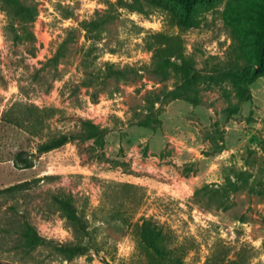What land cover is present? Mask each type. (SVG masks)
I'll return each mask as SVG.
<instances>
[{
	"label": "rangeland",
	"instance_id": "rangeland-1",
	"mask_svg": "<svg viewBox=\"0 0 264 264\" xmlns=\"http://www.w3.org/2000/svg\"><path fill=\"white\" fill-rule=\"evenodd\" d=\"M19 1L36 11L26 30L0 0V189L31 183L0 194V263L264 264V70L255 48L264 0L119 9L98 49L82 47V35L55 61L67 30L117 0ZM107 63L137 76L105 81ZM184 81L194 100L162 101L161 90ZM148 116L153 124L140 126ZM78 119L106 135L33 156L29 169L14 165L16 153L35 155ZM53 196L73 200L82 238ZM145 219L162 230L170 258L140 242ZM24 222L44 240L32 250ZM75 244L87 251L69 260L60 247Z\"/></svg>",
	"mask_w": 264,
	"mask_h": 264
},
{
	"label": "trees",
	"instance_id": "trees-1",
	"mask_svg": "<svg viewBox=\"0 0 264 264\" xmlns=\"http://www.w3.org/2000/svg\"><path fill=\"white\" fill-rule=\"evenodd\" d=\"M156 1V0H117L114 3L108 2L106 9L95 11L93 18L90 20H84L79 22L77 28L69 29L66 31V36L57 46V51L54 56V61L57 57L62 56V53L67 49H70L74 45H77L79 37L82 36L84 43L82 47L86 49H98L97 44L100 43L102 39L101 32L106 28L115 18L116 12L119 9H124L128 12L142 13L144 12L143 3ZM165 1V8L170 5L167 2L170 0H160V2ZM182 2V7L185 9L190 8L189 0H179ZM2 8L5 13L13 19L18 21L14 24L18 26L17 28H22L26 30L27 26L32 23L36 17V11L32 5H24L19 0H2ZM172 7L170 6V9ZM115 16V17H114ZM118 16V15H117ZM106 30V29H105ZM257 37L255 40L257 68L264 70V29L257 32ZM30 36V35H29ZM137 71L129 67H117L114 64H105L104 76L105 81H112L114 83L120 81H132L134 77L137 76ZM134 76V77H133ZM190 85L188 81H184L180 86H177L173 90L166 91L165 89L159 92L162 101H173L177 99L182 100H194V97L189 95ZM82 86L89 89L90 84L82 82ZM155 121L154 116H148L139 122L140 126L148 127ZM19 124V123H18ZM107 131L101 128L99 125L94 124L92 121L78 119L76 130L71 132H58L46 139L42 143H38L36 147L35 155H28L25 151H20L14 156V165L20 166V168L29 169L34 166L33 156H39L41 154L50 152L52 150L58 149L71 141H77L78 143L86 141H99L102 140L106 135ZM30 181H23L0 189L1 193H10L21 190H27L30 188ZM52 201L57 205L62 215L69 222V224L74 229V233L78 238H82L87 232L86 223L79 216L77 209L73 203V200L67 196H53ZM138 235L142 245L153 252L156 256L161 259L166 260L170 258V252L167 251L166 245L164 243V235L162 230L153 223L150 219L142 220L139 225ZM21 238L23 241V246L29 250L36 248L41 245L44 240L37 233L36 229L28 222H24L21 231ZM60 251L66 256L67 259H72L76 256H82L87 251L85 246L75 244V245H64L60 247ZM172 252V250H171ZM181 259L177 258L175 261H171L170 264H182ZM8 264V263H0ZM227 264H240L239 262H230Z\"/></svg>",
	"mask_w": 264,
	"mask_h": 264
}]
</instances>
